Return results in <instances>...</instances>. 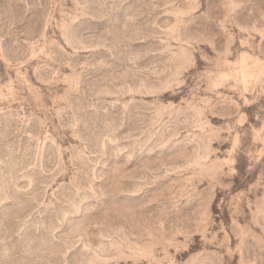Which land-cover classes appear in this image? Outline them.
<instances>
[{
	"label": "rangeland",
	"instance_id": "374dc122",
	"mask_svg": "<svg viewBox=\"0 0 264 264\" xmlns=\"http://www.w3.org/2000/svg\"><path fill=\"white\" fill-rule=\"evenodd\" d=\"M0 264H264V0H0Z\"/></svg>",
	"mask_w": 264,
	"mask_h": 264
}]
</instances>
